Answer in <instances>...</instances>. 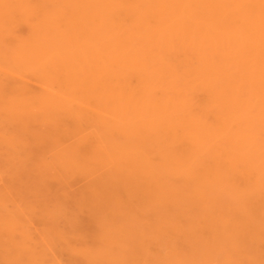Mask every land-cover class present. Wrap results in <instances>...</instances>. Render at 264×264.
I'll use <instances>...</instances> for the list:
<instances>
[{
    "label": "bare ground",
    "instance_id": "6f19581e",
    "mask_svg": "<svg viewBox=\"0 0 264 264\" xmlns=\"http://www.w3.org/2000/svg\"><path fill=\"white\" fill-rule=\"evenodd\" d=\"M0 60L46 89L87 90L91 107H104L91 115L106 109L108 141L79 137L57 157L69 171L98 173L81 200L101 221L96 245L80 249L83 264H171L120 223L141 209L167 221L157 230L181 237L182 258L264 264V0H0ZM2 77L0 101L13 120L86 116L51 87ZM220 195L238 211L171 225L172 207H206ZM8 231L6 261L25 254L30 264H59Z\"/></svg>",
    "mask_w": 264,
    "mask_h": 264
},
{
    "label": "rangeland",
    "instance_id": "374dc122",
    "mask_svg": "<svg viewBox=\"0 0 264 264\" xmlns=\"http://www.w3.org/2000/svg\"><path fill=\"white\" fill-rule=\"evenodd\" d=\"M16 24L18 25L16 28V30L18 29V33H28L26 22L18 19ZM11 63L12 62L7 61L3 63L0 60V74L3 76V79H9L10 81L15 79L14 81L17 80L20 82L26 80L25 82H27L29 86H33L30 87L35 89V91L38 88V92L43 91V89L45 91L46 85L43 87L44 85H42L43 83H41L40 80L37 82L36 80H38V78L34 79L36 77L32 71L23 70V74H20L21 68H18V66L14 67ZM9 67L12 68L9 69ZM12 69L13 71H10ZM26 72L27 74H25ZM36 86H38V88ZM50 87L48 88L53 92H57L55 94L58 96L61 95L62 99L64 96L66 100H63L66 102L68 100L69 102L67 103H71V106L75 103V107L78 105L77 108L80 107L85 110L86 119L85 117L76 118L80 120H78L79 123L75 119V117L78 116L73 114H70L71 116L57 114L48 120L37 118L35 120H28L25 123L19 120H13L18 118L11 117V113L8 114V109H6V104L0 101V111L3 110L0 112V236L2 234L3 237L1 236V238L4 239L2 240L0 238V264H30L27 256H25V259V254L23 255L22 253V255H17L18 257L16 260L12 262L6 261L5 256L3 257L5 251L4 242H7V235L11 232L8 231V229L14 231L13 233L15 236L17 235L16 239H18V241L23 238L25 241L22 240L21 242H25V244L31 245L36 251H41L46 254L45 259L47 263H51L55 260L59 264H83L82 261H80L83 259L80 249L88 245L91 247L96 245L97 232L101 225V221L98 220L99 216L93 213L89 204L84 205V201L86 203L89 200L88 191L90 192V188L97 178L98 173L89 175L87 173H79L78 170L77 173L73 170L69 171L62 167L59 163L61 159L57 157L58 153L64 152V150H67L72 144H79L81 141L84 143L81 142V145L87 143L92 144L94 141L96 144L97 141L101 143L108 141V139L105 138H108L107 136L109 133L103 126L102 121L106 119L109 121L110 119L102 118L104 117L103 114L105 115L106 113V109L105 113L101 112L104 109H99V114L96 110V113L100 115V117H97V115L94 116V112L91 115L90 112L101 108L102 105L100 107L99 103L92 100V103L98 104L99 107L97 106L98 108H96L95 105L91 107L92 104L88 103L91 102V99L89 101L88 98L86 99V97H88L87 90L84 91L85 89H81L79 86L78 88L75 87L76 90L73 87L61 89L57 84H53ZM54 87L55 89H53ZM64 89L67 90L65 91L66 93ZM71 89L74 90V93H72ZM62 91L64 92L63 94L61 93ZM74 99L78 100L75 101ZM89 117H95V120ZM63 126H67L66 128L69 129V131L66 132L67 129ZM57 127L60 129H57ZM61 128L66 130L65 134L60 132ZM71 133L72 135H70ZM4 136H6V141ZM8 136L10 139L7 138ZM58 136H60V140L62 138V142L55 140ZM79 137H85V140L83 141V139L81 140ZM7 139L9 140L8 142ZM11 139L14 141L12 144L9 143ZM55 141L59 144L55 143ZM61 148L65 149L60 151ZM49 160H52L53 167L51 170L46 171L47 166L51 164ZM44 164L45 166L47 165L46 168H43ZM88 166H86V169H89ZM40 167L42 169H40ZM81 200H84L82 201L83 204ZM209 200L211 205L206 207L198 205L188 208L180 206L172 207L171 225L175 224L179 219L181 222H186V218L189 216H200L205 214L208 210L220 208H227L229 210L231 208V210L237 209L236 212L238 211V208L233 209V205L231 204L232 199L224 195ZM254 202H256V200H254ZM254 212H256V210L252 211V213ZM159 221L160 219H157L151 213L141 209L138 211L135 219L132 221H129V219H122L120 223L135 225L138 228L135 231V235L136 237L138 236V239L140 238V240L143 241L144 247L149 251H156L157 254L155 253V255L159 254L160 257H171V264H173L175 260L186 263L190 262L189 259H191V261L194 262L198 257L185 259V256H183L184 258H182L181 253L185 252V249L188 247L186 248L182 243L181 237H177L174 231L171 230L170 238L168 233L156 229L157 223L162 226V223L167 222ZM9 224L12 229L9 227ZM84 235H86V237ZM81 242L85 244H81ZM261 245L260 247L264 252V239L261 241ZM139 252L145 254V250L139 249ZM221 261L224 262V260ZM221 261L219 262L221 263ZM195 263L211 264L209 261H205L202 256L201 260L198 258L194 264ZM214 263L215 262H212V264Z\"/></svg>",
    "mask_w": 264,
    "mask_h": 264
}]
</instances>
